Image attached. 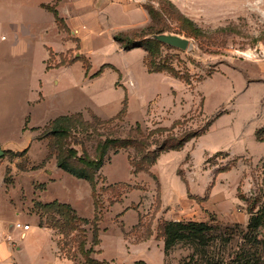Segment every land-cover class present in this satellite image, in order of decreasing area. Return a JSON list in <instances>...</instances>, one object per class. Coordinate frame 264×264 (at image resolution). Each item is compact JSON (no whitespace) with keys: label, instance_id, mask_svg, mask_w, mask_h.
<instances>
[{"label":"rangeland","instance_id":"rangeland-1","mask_svg":"<svg viewBox=\"0 0 264 264\" xmlns=\"http://www.w3.org/2000/svg\"><path fill=\"white\" fill-rule=\"evenodd\" d=\"M138 4L149 21L131 32L132 38L153 40L149 37L160 31L189 40L185 50L161 47L156 58L183 79L148 72L145 51L141 67L139 51H116L107 33H92L87 55L94 69L108 61L130 72L117 77L116 88L111 69L94 81L93 90L105 100L104 115L109 117L90 108L76 112L82 123H75L63 139L43 136L50 122L90 99L96 102L75 84L87 58L63 70L43 71L45 47L38 32L44 25L48 35L42 43L57 46L51 23L21 22L32 23L35 34L22 36L24 50L14 55L5 45L11 22L20 20L0 15V36L7 38L0 41V219L8 229L16 221L32 227L16 251L18 263L46 264L51 251L58 264H89L87 258L110 264H179L189 249L176 245L164 255L165 222L247 225L245 199L258 193L264 176V0ZM75 59L72 50L59 54L51 49L46 67H64ZM38 78L45 99L28 103L37 96ZM123 95L126 115L107 122L118 113ZM136 123L142 135L153 131L154 138L203 131L181 149L161 152L153 165L139 171L131 164L132 148L110 149L93 185L57 166L59 146L95 157L106 136L125 138ZM158 128L168 131L156 132ZM59 204H68L73 212L60 210ZM37 225L47 229L50 246ZM258 234L264 238V225ZM236 243L234 239L228 248Z\"/></svg>","mask_w":264,"mask_h":264},{"label":"trees","instance_id":"trees-1","mask_svg":"<svg viewBox=\"0 0 264 264\" xmlns=\"http://www.w3.org/2000/svg\"><path fill=\"white\" fill-rule=\"evenodd\" d=\"M53 12L58 27L63 29L65 26L62 19L57 17L55 10ZM148 13L150 14V10H148ZM114 39L125 49L142 48L146 52L145 63L148 72H165L171 76L183 79V77L178 76V73L173 68L156 61L157 53L161 47L170 48L165 44L156 40L135 39L128 33H118L114 35ZM78 59L81 60L84 57H79ZM72 61L67 62V64ZM83 67L87 74L90 69L88 60ZM99 72L100 70L91 74V76ZM122 102L123 105L119 112L107 122L123 119L127 112V101L123 98ZM80 116L79 113H73V115L55 117L50 122L43 136L63 139L75 123H82ZM92 118L96 119L95 116H92ZM162 131L168 130L158 128L156 132ZM202 131L203 129L183 132L179 135L168 134L164 138H154L151 136L153 131L147 136L142 135L140 124L136 123L134 132L125 138L106 136V139L98 144V155L95 157H90L85 152L81 156H77L73 148L59 146L56 151V164L65 172L76 178L85 179L93 185L95 175L103 163V157L110 149L118 152L123 148H132L134 155L131 158V164L136 171H139L153 165L161 152L181 149L187 141L198 137ZM262 168L264 171V162ZM245 201L248 213V221L245 228H242L238 223L221 226L219 224L197 221L165 222L162 226L164 255L166 256L176 245H180L188 248L189 253L180 260L179 264H264V238L259 237L258 234V229L264 225V176L260 182L258 193L253 194ZM50 205H56V203ZM58 206L60 210L65 209L73 212L68 204H59ZM79 220L86 221L81 218ZM234 239H237L236 245L228 248V245ZM86 260L89 264H110L89 258Z\"/></svg>","mask_w":264,"mask_h":264},{"label":"crops","instance_id":"crops-1","mask_svg":"<svg viewBox=\"0 0 264 264\" xmlns=\"http://www.w3.org/2000/svg\"><path fill=\"white\" fill-rule=\"evenodd\" d=\"M53 10L56 11L57 17L62 19L65 26L63 29L58 27ZM0 15L7 16V19L11 21L15 20V18L16 20H20L18 23L17 21H13V23L11 22V32L9 34L10 39L5 45V48L14 53V55L20 54L24 50V46L20 45L23 41L22 38L25 37L26 34L28 36H34L35 34V30L32 31L31 29L32 23L28 24L27 26L24 25V27L23 24L25 23L21 22L32 21L36 25L42 23L43 21L51 23V26L56 31V38L59 44L52 47L42 43L44 35H46L48 31L44 25H41L42 28L38 33H40L41 44L43 47H45V51L40 57L43 71H53L57 69L63 70L64 68L69 66L71 67L73 64L80 61L78 57L87 58L90 64V69L88 71L89 74H86L85 70H82V79L78 80V82H75V84L84 89V92H80L86 93L84 95H88L89 97H93L96 102L93 103V101L90 99V104L85 103L81 107H73V109L68 113L58 115H70L80 112L85 108H90L92 112L99 117H109L104 115L106 110V102L104 99H98V94H96V91L93 90V82L99 81L104 75L105 71L111 69L115 72V76L114 79H112L111 84L116 88L115 82L117 77L122 75L124 77L123 72H130V70L122 71V68H119L114 63L108 61L100 63L97 68L94 69V66L90 60L91 58L87 55V48L91 46L92 33L96 35L101 34V32H105V34L107 33L108 37L117 44L116 51H139V61L141 67L143 66L144 50L142 48L134 47L131 49H125L114 39V35L118 33L130 34L136 30H142V28L148 24L149 16L143 9L142 5L138 4V2L132 0H0ZM0 38V41L7 40V38L3 35L0 36ZM51 49L57 51L59 54L65 50H72L74 57L77 59L64 67L48 69L46 67V60L48 58L49 50ZM99 70L100 72L98 74L91 76V74H94ZM87 75L89 76L88 78ZM127 77L130 81H132V76L129 75ZM37 80V96L34 100L28 101V103H38L45 99L44 95L42 94V82L39 78ZM56 83V80L53 79L52 84ZM123 98L120 101L119 109L114 114L119 112L121 109ZM4 222H6L5 219H0V264H12V261L15 264H26L25 262L18 263L16 259L18 253L16 251L22 248L23 240H25L27 236L30 235V231L32 229L31 224H29L30 227L28 230H23L22 228H17L14 226V224L17 222L16 221L13 222L12 227L8 229L9 225L2 224ZM3 228H7L6 233H3ZM38 229L44 233L45 242L48 246H50L49 233L47 229L41 228L39 226ZM4 234H7L6 236L9 238L10 242H8L7 239H4ZM12 245H15L14 248ZM45 258V261L48 262L46 264H58V262H60V259L56 258L51 253V251L46 253Z\"/></svg>","mask_w":264,"mask_h":264},{"label":"water","instance_id":"water-1","mask_svg":"<svg viewBox=\"0 0 264 264\" xmlns=\"http://www.w3.org/2000/svg\"><path fill=\"white\" fill-rule=\"evenodd\" d=\"M153 40H156L160 43H163L165 45L178 48L181 50H185L189 45V40L187 38L175 35V34H169V33H157L152 35L151 37ZM3 150L0 149V157L3 155Z\"/></svg>","mask_w":264,"mask_h":264},{"label":"built area","instance_id":"built-area-1","mask_svg":"<svg viewBox=\"0 0 264 264\" xmlns=\"http://www.w3.org/2000/svg\"><path fill=\"white\" fill-rule=\"evenodd\" d=\"M132 1L138 2L139 0H132ZM14 226L17 227V228H22L23 230H28L29 227H30L29 224H26V223H25V224H22V223H20V222H16V223L14 224Z\"/></svg>","mask_w":264,"mask_h":264}]
</instances>
